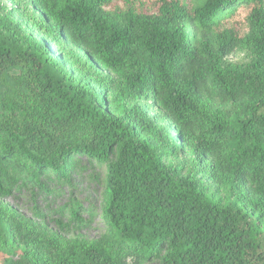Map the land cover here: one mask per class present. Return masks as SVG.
Returning <instances> with one entry per match:
<instances>
[{
  "label": "trees",
  "instance_id": "16d2710c",
  "mask_svg": "<svg viewBox=\"0 0 264 264\" xmlns=\"http://www.w3.org/2000/svg\"><path fill=\"white\" fill-rule=\"evenodd\" d=\"M31 1L49 43L0 12V198L87 156L107 164L111 232L59 239L0 202V264H264V0ZM66 42L116 81L66 72ZM239 53L251 63H226ZM150 94L171 129L139 106ZM181 150L224 198L167 164Z\"/></svg>",
  "mask_w": 264,
  "mask_h": 264
},
{
  "label": "rangeland",
  "instance_id": "374dc122",
  "mask_svg": "<svg viewBox=\"0 0 264 264\" xmlns=\"http://www.w3.org/2000/svg\"><path fill=\"white\" fill-rule=\"evenodd\" d=\"M31 0H0V12L12 14L24 32L30 36L49 43L48 37L30 23L33 15ZM247 7L240 6L233 20L230 21L240 32L245 29ZM50 45V44H49ZM51 46V45H50ZM54 54L66 72L82 78L92 84L94 81L113 83L116 77L105 69L92 55L83 48L66 42L63 48H55ZM251 56L246 53L232 55L226 59L228 65H248ZM139 106L147 115L158 119V123L171 129L170 120L164 118L165 113L155 103L150 94L139 102ZM218 108L219 103L215 102ZM226 112H234L236 107H223ZM174 137H178L173 132ZM64 177L53 174H42L40 185L26 182L22 175L15 174L17 183L8 195L0 198V202L8 206L25 219L41 225L50 236L67 241L97 242L104 240L111 232L104 213L108 203L107 196V164L87 156H74ZM169 165H183L184 174H194L201 180L210 196L216 199L225 197V192L214 185L208 178L205 157L199 156L196 161L186 151L181 150L177 158L167 160ZM147 264H161L158 261Z\"/></svg>",
  "mask_w": 264,
  "mask_h": 264
}]
</instances>
